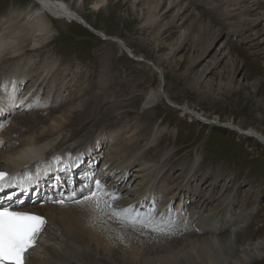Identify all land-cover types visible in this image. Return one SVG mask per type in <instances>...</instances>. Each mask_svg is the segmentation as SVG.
<instances>
[{"label":"rangeland","instance_id":"374dc122","mask_svg":"<svg viewBox=\"0 0 264 264\" xmlns=\"http://www.w3.org/2000/svg\"><path fill=\"white\" fill-rule=\"evenodd\" d=\"M59 1H64L76 9L77 13L83 16L96 31L121 39L127 50L133 53L123 51L114 42L105 39L107 37L98 36L75 22L63 20L57 22V19L48 15L54 25L53 37L48 46H44L38 55H33L37 58L33 67L35 74L39 73L40 67L45 64H49L48 68L51 71L46 68L47 72L44 71L46 73L43 72L40 77V80L43 79L40 86L41 94L48 89L51 93L49 99L41 98L40 101L51 102V98H57V102L62 103L58 108L60 111L63 107L86 98L93 83L97 84L98 92L106 88L107 91L104 93L112 92L114 96L121 94L122 97L133 90L142 92L146 86L152 88L158 85V75L148 65L133 58L138 55L161 67L164 72L162 89L166 95L160 98L161 100L149 110L148 114L152 132L156 133L157 129H163L160 134L157 132L153 138L149 137L145 141L138 132L141 115L132 113L135 110L130 109L132 111L127 112L125 116L122 113L120 115L118 111L119 116L115 114L108 123H100L98 129H90L88 124L86 129L89 130L78 132L74 137L80 138L86 134L94 139L96 134L101 133L103 139L99 146L98 158L102 159L101 162L106 159L105 163L102 162L103 168L113 165L112 175L118 171H120L118 174H121L125 164L130 162L129 167L134 166L133 177H135L130 178L133 179L131 183L134 181L132 186L138 187L140 178L145 182L148 178L154 177L155 185L160 184L164 187H162L164 194L179 188L181 196L183 195L180 198L186 199L194 192H198L200 196L215 194L216 191L217 194H223L220 197V199L224 198L223 203L222 201L219 205L216 202L212 203L211 208L206 209L204 214L217 213L230 202L228 207L231 209L245 207L252 211L249 219L251 220L249 236H264V143L254 136L242 135L236 130L225 127L232 123L244 130L251 129L264 137V0H213L215 1L213 4L207 0L205 6H221V9L214 8L207 13L211 14L209 20L214 21L213 33L210 32L209 37L205 35V28L190 35L187 32L189 29L185 28L186 24L172 21L171 15L176 9L175 7L169 9L168 0H157L158 2L153 0L159 7L152 12L148 9V4L142 0H107L99 11H95L92 6L96 0ZM137 1L140 3L137 4ZM37 7L38 5L31 0H0V21L17 13L21 15L29 8L33 11ZM225 13L228 14V18ZM149 14H156L152 23L144 22ZM230 14L234 19L230 20ZM229 20L233 28L230 30H236L237 35L232 36L226 28L227 25L223 23ZM253 20L257 22L253 23ZM162 25L163 29L158 30ZM215 37L213 49H209L205 59L195 61L200 55L201 48L203 49ZM221 42H224L229 53L195 87L194 78L200 73L201 66L210 60ZM25 62L27 63L22 56L16 62L0 63V80H4L0 83L2 86L0 92L8 91V83L12 77L20 78L23 75ZM160 79L162 81V78ZM106 80L112 85L105 86ZM232 86L235 89L229 90ZM126 89L127 91H124ZM6 96L3 94L1 97L7 98ZM90 99L87 101L89 107L94 105L92 103L94 98ZM168 100L174 102L177 107L187 104L189 108L203 114V117L197 120L184 112L181 113L178 109L172 108ZM50 108L46 110V107H40L33 111L37 112L41 119L56 113ZM33 111L31 113H34ZM214 118L218 122L213 121ZM149 141L152 143L148 146ZM128 149L131 150L130 155L141 149L140 153H144L145 164L140 165L137 157L128 160L130 155L124 156ZM108 152L111 153L110 156ZM115 178L112 177L111 180ZM146 190V193L153 192ZM177 205V202H173V209ZM149 232L151 231H142L143 234ZM153 234L150 233L155 237L156 235ZM150 235L151 243L148 247L155 241ZM168 238L162 235L160 239L169 240ZM182 241L183 238L178 237L175 245L179 247ZM253 264H264V260Z\"/></svg>","mask_w":264,"mask_h":264},{"label":"bare ground","instance_id":"6f19581e","mask_svg":"<svg viewBox=\"0 0 264 264\" xmlns=\"http://www.w3.org/2000/svg\"><path fill=\"white\" fill-rule=\"evenodd\" d=\"M31 1L38 5L37 9L32 11V8H29L21 15L17 13L15 16L3 18L0 21V63L2 61L6 63H9V61L16 62L22 56L27 61L23 67V75L20 78L12 77L8 83V91L5 93L4 91L0 92V171L10 175L20 173L21 176L17 177L19 180L31 175L32 170L38 168L40 163L42 164L41 170L43 161H47L44 166L48 169V172L52 171V164L56 165L59 162L75 161L74 163L78 165L76 168L80 169L87 161L94 168L93 172L95 173L88 170L87 177L75 180L72 187L62 188L58 191H47L44 194H36L34 197L29 196L41 188L44 178L33 177L35 182L26 186L27 191L10 188L0 193V198H3L6 205L11 204L14 208L42 215L47 221L37 246L32 251L27 252L25 264H253L264 260V236H249V224L251 222L249 219L252 211L245 209V207L237 210L231 209V207H228L231 204L230 202L228 206L224 205L217 213L204 214L206 209L211 208L212 203L216 202L217 205L221 203L220 201L223 203L224 198L220 199L223 194H217L216 191L215 194L210 193L200 196L198 192H194L189 194L186 199L185 197L180 198L183 195L181 196L179 188L164 194V187L162 186V188L160 184L155 185L156 179L154 177L148 178L145 182H142L143 180L140 178L139 181L141 182H139L138 187H136L137 185L132 186L134 181L131 183L130 181L133 179L130 178L134 176V166L129 167L130 162L125 164L121 174H118L120 172L118 171V173L112 175L113 165L103 168L104 164L102 162L105 163L106 159L104 158L102 162L101 158L96 159L100 153L101 139H103L101 133L96 134L94 139L86 134L80 136V138L74 137L78 132L89 130L86 129L88 124V128L98 129L97 126L100 123H108L118 111L120 115L122 113L125 116L127 112L132 110H135L132 113L136 112L141 115V125L138 132L144 137L145 141L149 137L153 138L157 132L160 134L163 129H157L156 133L152 132L148 114L149 110L153 109L159 100L166 95V92L162 89L164 72L161 67L152 62L150 63L141 56L137 55L136 58L133 56V59L148 65L158 75V85L152 88L146 86L142 92L133 90L128 91L122 97L121 94L114 96L112 92H109L110 94L104 93V91H107L106 88L98 92L96 90L97 84L93 83L86 98H81L77 102L63 107L60 111L58 108L62 106V103L57 102V98H51V102L40 101L41 98L47 100L50 97L49 89L47 92L45 91L46 93L42 90L43 94H41L40 88L41 83H43V79L40 80L42 73L46 71V68L48 71L50 69L48 68L49 64H45L42 68L40 67V72L35 74L33 67L36 65L37 58L34 56L38 55L44 46H48L47 44L53 37L54 25H52V20L48 15L57 19V22H60V20L75 22L98 36L107 37L105 39L114 42L123 51L133 52L127 50L121 39L119 40L115 36H106L105 33L93 29L84 17L77 13L76 9H73L71 5L64 1ZM106 1L96 0L92 3L93 9L99 11L101 6L107 3ZM142 1L148 4L147 7L151 12L159 7L155 2L157 0ZM214 2L210 0V4ZM138 3L140 1H137ZM205 3H208L207 0H204V3H202V0H168L169 9L173 7L176 9L171 15L172 21L186 24L185 28L189 29L187 32L190 35L194 32L203 31L204 28L205 35H211L214 21L209 20L211 14L207 13L213 11L214 8L219 10L221 6L209 5V7L205 6ZM224 15H227V18L229 17L227 13ZM232 16L230 14V20L233 18ZM155 17L156 14H149L144 22H151ZM230 20L223 21V23L227 25L226 28L229 29L228 32L232 36L237 35L236 30H230L232 28ZM256 22L257 20H253V23ZM160 29H163V25L159 26L158 30ZM215 40L216 37L213 38V41L210 40L203 49L201 48L200 55L197 56L195 61L205 59L209 49H213ZM228 53V48L224 42L218 44V48L211 55L210 60L208 59L209 61L201 66L200 73L194 78V86L196 87L202 82L206 74L215 68L214 66L223 60ZM36 72H38L37 68ZM160 78H162V81ZM3 82L4 80H0V83ZM109 84L106 80L105 86ZM1 87L0 85V89ZM230 89L233 90L235 87L232 86ZM124 91H127V89ZM3 94L7 95V98L1 97ZM91 97L94 98L92 101L94 105L89 107L87 101ZM169 102L172 108L178 109L181 113L184 112V114H188L197 120L203 117V114L189 108L187 104L177 107L171 100ZM40 107H46V110L51 107L50 110L56 113H51V116L40 119L41 116L33 111ZM117 115L119 116V114ZM213 121L218 122L215 118ZM225 127L236 130L242 135L254 136L264 143V137L251 129L244 130L232 123L227 124ZM151 143L152 141H149L147 145L149 146ZM141 149H137L133 155H130L131 150L128 149L124 156L130 155V159L127 158L128 160H134L133 158L137 157L139 164L144 165L143 160L145 157L144 153H140ZM107 154L111 155L110 152ZM161 155L167 158L170 157L167 154ZM57 157H59V160L56 159ZM94 159H96V162H94ZM117 159L119 158L117 157ZM118 163L120 162L118 161ZM50 166L52 169H50ZM100 166L102 169H100ZM81 171H84V168ZM112 177L116 178L111 180ZM96 179H99L105 185L107 191L114 192L115 195L120 197L118 201L114 202L115 204L120 207L132 205L133 214L135 211H139L141 214L139 219L144 220L149 210L154 208L155 211L151 213L147 224L122 222L113 218L110 212L106 211L102 215L87 203H75L74 201L82 200L83 196L88 195L87 191L81 193L80 189L85 185L94 188ZM202 179L204 178L202 177ZM146 189L153 190V192L146 193ZM73 192L76 193L74 197L72 196ZM144 192L145 194H143ZM8 197H11L10 201ZM61 199H64L63 205L57 203ZM181 199L183 200L180 202ZM17 202H20V206H16ZM173 202L178 203L174 209V206L172 207ZM154 228L156 230H153ZM142 231H151L147 234L154 233L156 235L153 234L155 237L150 235L155 239V241L152 239L154 243L150 247H148V244L151 243V238L149 235L143 234ZM162 235H165L166 239L169 237V240L160 239ZM178 237L183 238L179 247L175 245Z\"/></svg>","mask_w":264,"mask_h":264},{"label":"snow or ice","instance_id":"6c2138e0","mask_svg":"<svg viewBox=\"0 0 264 264\" xmlns=\"http://www.w3.org/2000/svg\"><path fill=\"white\" fill-rule=\"evenodd\" d=\"M59 160V157L56 158ZM39 174V173H37ZM21 176L20 173L8 174L0 171V193L6 189L16 188L20 191H27V185L34 183V178L30 175L22 179H17ZM81 193L88 192V195L83 196L82 200L74 201L78 204L87 203L102 215L110 212L111 216L120 221L129 223H145L154 208L149 210V213L144 220L139 219L141 214L135 211L133 214V206L120 207L114 202L120 199L114 192H109L105 189V185L99 179L95 180V187L85 185L80 189ZM75 192L72 193L74 197ZM108 198V199H105ZM11 200V197H8ZM64 204V199L57 201ZM16 206H20L17 202ZM47 221L44 216L37 215L31 212L14 211L11 206H6L3 198H0V264H25V253L28 249L34 247L37 237L45 227ZM153 230H156L155 228Z\"/></svg>","mask_w":264,"mask_h":264}]
</instances>
